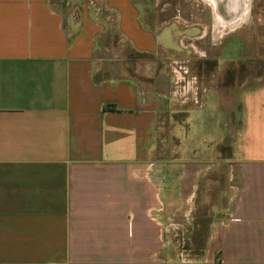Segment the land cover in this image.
<instances>
[{
    "label": "crops",
    "instance_id": "0c3cea01",
    "mask_svg": "<svg viewBox=\"0 0 264 264\" xmlns=\"http://www.w3.org/2000/svg\"><path fill=\"white\" fill-rule=\"evenodd\" d=\"M140 2L0 0V264H264V77L232 116L168 67L264 0Z\"/></svg>",
    "mask_w": 264,
    "mask_h": 264
},
{
    "label": "rangeland",
    "instance_id": "374dc122",
    "mask_svg": "<svg viewBox=\"0 0 264 264\" xmlns=\"http://www.w3.org/2000/svg\"><path fill=\"white\" fill-rule=\"evenodd\" d=\"M142 2L147 5V15L144 17L148 20L152 16L150 9L152 0H142ZM252 8L250 13L244 12L241 15L243 17L239 25L233 23L229 25L226 22L224 27H221V31L225 33L222 39V45L224 44L222 63L217 64L215 60L209 58L211 54H207L204 58L199 56L189 58L191 70L205 85L218 92L215 98L219 97V108L232 116H235L239 107L240 90L253 86L259 78L264 77V5L261 6L262 11L256 10L253 3ZM103 14L102 11L101 15ZM109 34L105 39L108 44L113 38L115 39L113 32ZM226 125L233 126V123L228 121ZM227 143L228 140L224 141L223 145ZM173 238L176 246L168 253L170 256L167 254L170 258L179 262L181 259H195L201 254L203 233L200 228Z\"/></svg>",
    "mask_w": 264,
    "mask_h": 264
},
{
    "label": "built area",
    "instance_id": "2783aa9c",
    "mask_svg": "<svg viewBox=\"0 0 264 264\" xmlns=\"http://www.w3.org/2000/svg\"><path fill=\"white\" fill-rule=\"evenodd\" d=\"M168 67L171 73L169 96L180 105H189L194 108L201 107L208 87L191 70L189 60L173 58L170 60Z\"/></svg>",
    "mask_w": 264,
    "mask_h": 264
},
{
    "label": "flooded vegetation",
    "instance_id": "af4514ba",
    "mask_svg": "<svg viewBox=\"0 0 264 264\" xmlns=\"http://www.w3.org/2000/svg\"><path fill=\"white\" fill-rule=\"evenodd\" d=\"M241 22V20H235V24L239 25V23Z\"/></svg>",
    "mask_w": 264,
    "mask_h": 264
},
{
    "label": "trees",
    "instance_id": "16d2710c",
    "mask_svg": "<svg viewBox=\"0 0 264 264\" xmlns=\"http://www.w3.org/2000/svg\"><path fill=\"white\" fill-rule=\"evenodd\" d=\"M139 55V54H138Z\"/></svg>",
    "mask_w": 264,
    "mask_h": 264
}]
</instances>
